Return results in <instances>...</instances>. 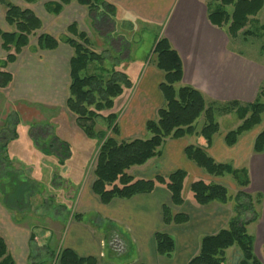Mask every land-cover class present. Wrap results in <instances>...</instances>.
Masks as SVG:
<instances>
[{"label": "crops", "instance_id": "obj_1", "mask_svg": "<svg viewBox=\"0 0 264 264\" xmlns=\"http://www.w3.org/2000/svg\"><path fill=\"white\" fill-rule=\"evenodd\" d=\"M8 1L22 9L31 10L41 21L42 28L37 36L29 38L28 45L11 64L5 63L6 53L1 48L0 40V70L12 76L10 85L0 89V162L4 160L10 166H18L21 177L30 183L45 185L47 191L44 189L42 196H51L55 190L62 194L60 204L66 199L69 201L66 203L74 208L73 212L63 218L62 224L53 221L52 226L58 230L59 236L54 244L61 251L67 249L79 258L94 260L96 264H187L198 254L201 239L225 228L233 214L231 204H213L208 207L196 205L189 193L190 184L196 180L211 181L235 192L236 186L231 177L212 178L186 159L185 148L196 146L201 141L196 135H191L182 139H166L159 157L138 166V169L144 170L137 173V178L147 180L166 178L177 170L186 173L184 203L179 208L172 206L170 194L159 185L150 194H140L129 200L114 199L108 205H102L92 193L93 179L87 182L81 192L77 191L78 185L72 181L65 187L59 184L57 188L54 187L55 178L60 183L63 178H68L70 173L65 171L72 153L61 165L55 156L44 155L40 146H47L53 141L63 142L68 145L70 152L71 141L75 136L82 135L86 140H92L82 134L75 124L74 116L65 106L69 96V63L73 50L64 42V38L71 37L67 28L77 23L78 16H81L77 9L83 7L71 2L63 5L58 14H54L55 4H60L58 0H34L32 3ZM105 1L115 6L116 20L122 17V20L133 25L161 28L157 38L167 39L182 63L180 86L197 90L206 102L246 105L255 101L264 84V63L230 48L231 38L226 33L227 27L218 28L208 19L210 7L207 0ZM255 17L250 18L248 25ZM0 31L12 32V28L5 23L4 8L1 5ZM245 31L250 32L245 28L235 39L243 36ZM42 34L58 41L57 48L39 50L37 39ZM128 53L127 57L118 62L107 61L109 65L115 63V69L124 73L131 82V87L124 89L114 99L112 109L117 117L115 137L120 141L147 139L149 135L145 124L154 120L157 110L164 105L160 92L164 74L144 57H134L128 61L130 51ZM232 114L218 116L216 121ZM203 122L202 117L201 124L195 125L196 131L200 130ZM263 130L264 117L260 125L240 136L233 147H227L224 137L229 131L220 132L219 127L218 134L206 150L216 163H230L234 169H246L250 182L248 191L262 195L259 219L247 227L248 234L254 239V254L261 264H264V153L255 154L252 148L256 136ZM12 134L14 138L9 139ZM54 161L60 166L54 164ZM54 166L62 170L56 172H62V176L55 174ZM2 183L0 175V235L12 261L15 264H29L30 260L41 258L43 253L40 237L34 233L36 224L29 217L19 218L16 212L6 207ZM40 194L32 196L31 201L37 203L35 198ZM59 203L57 201L56 204ZM164 206L170 208L173 214L186 215L188 222L184 225H164ZM41 209L42 204H39L38 210ZM74 215L81 216V220H75ZM99 221L120 226L122 231H95L99 228ZM47 233L44 239L46 243L54 237V232ZM156 233H165L173 238L175 249L170 258L157 255L154 243ZM117 244L120 251L114 248ZM107 255L109 258L105 261ZM241 261L240 251L236 247L225 251V264H240Z\"/></svg>", "mask_w": 264, "mask_h": 264}, {"label": "trees", "instance_id": "obj_2", "mask_svg": "<svg viewBox=\"0 0 264 264\" xmlns=\"http://www.w3.org/2000/svg\"><path fill=\"white\" fill-rule=\"evenodd\" d=\"M32 3L34 0H22ZM215 6L210 8L208 19L218 28H226V33L235 39L244 31L251 17H255L263 8L264 0H213ZM54 14H58L63 5L76 2L86 7L92 18L101 15L115 17V6L105 0H58ZM4 8L5 23L12 28V32L0 31L1 48L6 53L5 63H14L16 57L29 43V38L42 28L38 17L29 9H22L11 4L8 0H0ZM227 8H231L229 12ZM264 34V24L261 26ZM68 34L64 42L68 44L73 55L69 63V96L66 109L75 118V123L82 134L98 142L94 170L92 172V193L98 197L102 205H108L114 199L129 200L140 194H150L156 185L165 188L171 197L173 207H181L184 203L183 189L186 173L177 170L166 178L156 177L152 180L136 178L127 174L132 167L144 165L148 160L159 157L166 139H182L196 135L201 141L196 146L185 148L184 154L188 161L204 171L212 178L231 177L237 191L211 181L196 180L189 186L192 201L200 207L210 205L226 206L231 204L232 217L225 228L214 235L205 236L200 241L198 254L187 264H225V251L236 247L241 254L240 264H261L254 254V239L247 232V227L259 219L258 209L262 203L260 193L248 191L249 177L246 169H234L230 163H216L208 156L206 150L211 145L213 137L218 134V116L234 113L241 122L234 130L224 137L227 147H233L240 136L250 132L260 125L264 117V84L260 87L254 102L246 105L238 103L206 102L197 90L189 86H180L183 71L178 53L164 37L156 38L153 49L147 60L164 74L160 85L164 105L157 110L156 117L145 124L147 139L128 141L117 140L116 115L112 113L114 99L122 94L124 89L131 87L128 77L115 69L112 63L108 68L102 66L105 58L91 50L89 39L82 32H78L76 25L67 28ZM250 36L249 31L243 33ZM38 49L42 51L54 50L58 41L49 35L42 34L37 39ZM96 65L93 73L88 67ZM12 82V76L7 71L0 70V89L7 88ZM104 112H109L104 115ZM203 117L204 122L196 131L195 122ZM98 121L103 126L98 130ZM110 133V134H108ZM14 134L9 139H13ZM7 139V140H9ZM6 140V141H7ZM57 149L40 146L44 155H53L59 164H63L69 157V148L63 142L53 141ZM4 149V146L2 147ZM253 153H264V130L255 138ZM8 164V163H7ZM9 165V164H8ZM10 166V165H9ZM12 171L4 172L1 179L4 191V203L8 209L10 203L18 208L23 201L22 192H18V185L27 182L18 179ZM17 182L19 184L17 185ZM8 199L13 202H8ZM23 203V202H22ZM246 214L250 216L245 217ZM74 219L81 220V216L74 215ZM162 222L164 225H184L188 217L182 213H172L168 207L162 208ZM156 253L160 257L170 258L175 249L173 238L165 233L154 235ZM0 264H15L7 253L4 239L0 235ZM59 264H96L90 258H79L71 251L64 249L59 255Z\"/></svg>", "mask_w": 264, "mask_h": 264}, {"label": "rangeland", "instance_id": "obj_3", "mask_svg": "<svg viewBox=\"0 0 264 264\" xmlns=\"http://www.w3.org/2000/svg\"><path fill=\"white\" fill-rule=\"evenodd\" d=\"M207 3L210 8H213L215 6L213 0H207ZM83 8L77 9L81 12H78V15L80 13L81 16L77 15V23L73 24L76 25V29L78 30V32H82L89 39L91 50L105 58V62H103L102 66L108 68L110 65L107 63V61L111 63L122 60L129 55L128 51H130V57L127 58L128 61L134 57H144V59H147V57L150 55L155 39L160 33V27L151 25L143 26L139 24L133 25L130 22L122 20V17L116 20V18H110L106 15L102 16L101 10H98L96 13L98 14L99 18L94 20V18H92V14L88 12L87 8ZM227 10L230 12V8H227ZM262 24H264V8L257 14L253 22L249 25L247 24L248 26H246V30H250L252 34L250 36L246 35V38L243 37L244 35H241L237 39H230V48L233 51L240 53L246 57L264 63V37H262L264 34L260 29V26ZM38 32L34 36H37ZM95 66L96 65L89 66L88 72L93 73V69L95 68ZM108 113L109 112H104V115H107ZM235 115L232 114V116L229 117L218 118L217 122L219 123L220 132L234 130L235 127L239 125L240 122L238 121L237 115ZM201 121L202 117H200L195 122V125L199 126L201 124ZM98 122L99 124L97 129L99 130L101 128L100 125L103 126L104 124L102 121ZM52 143L50 144V147L57 149L59 152H62V150H59V147H57V145H53ZM97 149L98 142L96 140H86L82 135L81 137L75 136L74 138H72L70 145V153H72V159L70 163L66 165V168L68 169L65 171V173L70 174L68 175V178H63L61 183L60 180H57L55 178L53 184L54 187L57 188L58 184L62 185V187H65L69 181H72L79 186H77V191L81 192L86 187L87 182L90 183L93 179L92 172L94 170ZM55 163L56 165L60 166L57 162L54 161V164ZM18 168L19 167L15 165L9 166L3 160V162H0V175H3L4 172L7 171H12L13 175H16L21 171ZM138 168L139 167L130 168L127 171V174L137 178V173L144 170ZM59 169L60 168H58L57 166H54L55 174H59L62 176V172L56 173ZM18 179H21L20 175ZM22 179L27 183L20 186L18 185L19 182H17V189L18 192H22L23 203L20 202L19 206H17L18 208H15V205H13L12 203H10L9 205L13 209L12 212H16L19 218L26 216L33 219L34 224H36V227H34V233L40 237V244L43 249V253L40 255L41 258L30 260L29 264H59V255L61 250L60 247L58 248V245H56V243L54 244L56 238H59L58 230L52 226V223L53 221H56L58 224H62L63 218L69 213L73 212L74 208L72 209V206L66 203L69 202L66 199H64V201H62L60 204L59 200L61 199L62 194H58V192L56 193L55 190L53 191V193H51V196H48L46 194L45 196H42L44 195V192L42 193V191L44 189L45 191H47L46 188H44L45 185L39 182L30 183L28 180L24 178ZM2 182H4L5 184L8 183L7 180H2ZM228 184L229 186L231 185L230 183ZM72 187H74V185H72ZM234 188L237 191V187ZM35 194H40L35 198V200H37V203L34 200L31 201L32 196H34ZM57 201L60 205L56 204ZM8 202L13 201L8 199ZM39 204H42L43 209L38 210ZM28 208H30L29 211ZM249 216V214L245 215L246 218H248ZM97 226L99 227L97 228L99 230L95 229V231H103L104 233L110 230L117 231V233H121L122 231V228L120 226L117 227L114 224L104 223L102 221H99ZM49 231L54 232V237H52L51 242L46 243L44 242V239L48 234L47 232ZM128 256L129 255H127L126 257ZM108 258L109 257L107 255L105 261H107Z\"/></svg>", "mask_w": 264, "mask_h": 264}, {"label": "flooded vegetation", "instance_id": "obj_4", "mask_svg": "<svg viewBox=\"0 0 264 264\" xmlns=\"http://www.w3.org/2000/svg\"><path fill=\"white\" fill-rule=\"evenodd\" d=\"M114 246H115V247H114L115 249H118V247H119L118 244H117V245H114Z\"/></svg>", "mask_w": 264, "mask_h": 264}]
</instances>
